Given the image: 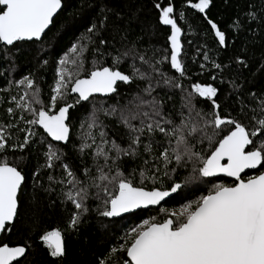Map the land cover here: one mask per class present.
<instances>
[{"label": "trees", "instance_id": "obj_1", "mask_svg": "<svg viewBox=\"0 0 264 264\" xmlns=\"http://www.w3.org/2000/svg\"><path fill=\"white\" fill-rule=\"evenodd\" d=\"M61 1L63 9L42 41L19 42L10 48L0 43V131L7 141L0 151V162L7 160L25 177L15 222L6 227L10 231L3 232L0 245L26 248L25 257L15 264H130L126 249L145 220L161 223L175 219L172 213L195 204L216 185H234L225 177L201 176L198 160L177 163L171 151L165 160L162 153L171 149L175 138L160 132L156 122L169 131L179 126L190 115L186 107L189 93L195 109L210 120L216 111L212 100L192 91V85L199 83L217 89L214 100L221 117L234 119L249 131L259 127L256 121L264 118V0H211L204 13L190 7L189 0ZM157 3L174 8L172 16L181 28L183 76L171 67V26L160 22ZM209 21L225 33L223 45ZM73 46H78L75 54L71 52ZM65 59L62 65L60 61ZM102 67L131 76V83L119 84L111 97L77 103L79 98L71 96L75 79L87 78L92 70ZM62 71L68 87L52 106ZM26 78L34 82L31 89ZM149 86L151 91H145ZM34 92L41 103L33 107L43 106L50 114L66 104L74 105L69 114L67 145L52 142L38 125L28 123L35 116L18 103L22 98L31 99ZM191 116L195 118V111ZM148 124L153 125L152 131ZM233 127H208L211 142L197 132L188 137L189 143L194 152L206 158ZM29 131L33 135L28 136ZM136 137L138 143L134 142ZM253 141L246 151L264 142V131ZM113 143L130 150L129 154L118 157ZM85 144L91 147H83ZM49 145L60 157L51 168L47 167ZM98 148L108 154V166L103 171L110 176L119 171L122 179L148 191L170 190L176 184L182 187L159 208L110 220L101 213L107 210L105 201L116 194L117 185L105 182L98 188L90 182L105 165L104 157L96 155ZM64 165L79 182L75 187L68 183ZM261 173L264 166L248 172L244 180ZM105 184L107 193L102 190ZM78 188L87 189L83 200L86 212L77 210L67 199L66 194ZM78 212L79 222L72 227L71 219ZM57 228L62 232L65 252L53 257L41 236Z\"/></svg>", "mask_w": 264, "mask_h": 264}, {"label": "snow or ice", "instance_id": "obj_2", "mask_svg": "<svg viewBox=\"0 0 264 264\" xmlns=\"http://www.w3.org/2000/svg\"><path fill=\"white\" fill-rule=\"evenodd\" d=\"M210 3L211 0H198L196 3L189 0L190 7L201 13L205 12ZM60 7L61 0H0V43L13 45L18 41L40 39ZM155 7L160 11V22L171 26L169 37L171 67L183 76L184 66L179 59L182 50L181 28L172 16L174 8L171 4L161 7L160 3H157ZM209 23L219 43L223 45L226 39L225 33L214 22L209 21ZM71 52L77 53L78 46H73ZM140 59L144 58L141 56ZM205 59H207L206 56ZM116 61L119 62V57ZM76 62L73 61V63ZM60 63L65 64L66 59L61 60ZM80 64L82 67V61ZM215 67L219 68L220 65L217 64ZM135 71L141 79H144L139 69ZM131 80V76L119 70L110 67L96 68L87 78L75 79L71 92L78 94V103L81 100L87 101L94 93L115 92L118 81L130 83ZM20 83L24 84L25 81L22 80ZM26 83L27 88L33 87L32 80L26 78ZM67 87L68 82L62 71L54 89L56 95L51 98L52 106H55L57 97L63 98L62 89ZM145 91L150 92L151 86ZM192 91L199 97L212 100L216 111L213 112L210 120L204 119L191 103V93H189L186 107L189 108L190 115L179 126L169 131L156 122V128L160 132L175 138L171 149H165L162 156L165 160H169V151H171L177 163L184 159L198 160L202 164L199 168L201 176L212 177L224 174L235 178L236 183L232 186L216 185L213 191L201 197L195 204H188L179 213H172L171 216L175 219L169 218L161 223L145 220L146 227L136 234L130 247L126 249L130 264H264V173L247 180L241 177L245 170L264 166V142L246 151L249 145L254 144L253 137L264 131V118L256 121L259 127L249 131L238 121L219 115L220 106L214 100L217 94L216 88L197 83L192 85ZM24 97H29L27 91ZM40 103L38 94L34 92L31 99L22 98L18 106L26 107L35 116V119L28 121L29 124L39 125L55 141L67 142L70 128L66 121L69 109L74 105L66 104L55 114H50L43 106L39 109L33 107L34 104ZM11 111L12 109H9V112ZM193 111L196 114L195 118L191 116ZM125 123H127L126 120ZM225 124L234 127L219 140L218 146L209 156L205 158L193 151V145L188 139L190 135L202 132L211 142L213 137L208 136L207 128L212 127L218 130ZM147 128L152 131L153 125L148 124ZM31 135L33 133L29 131L28 136ZM134 142L138 143L139 137H136ZM27 143L26 137L25 145ZM6 144V137L3 131H0V151L5 149ZM83 147H91V145L85 144ZM112 148L117 152L118 157L121 154H129L130 151L119 148L115 143L112 144ZM46 155L49 168L53 166L54 160L60 158L51 145ZM96 155L104 157L105 165L100 167V175L95 179L90 178V182L98 188L105 182L117 185L116 194L105 201L108 208L101 213L103 216H119L134 209L157 205L169 195L168 191H146L142 187H134L129 180L121 178L123 174L119 171L115 176L104 173L103 168L108 166V154L103 148H98ZM63 167L70 178L68 183L75 187L79 182L76 181L74 173L68 169L67 165ZM24 179L21 171L10 165L7 160L0 162V233L10 231L6 225L13 222L17 215L18 192ZM107 184L102 189L105 193L109 191ZM179 187V184L175 185L172 191L175 192ZM86 194V188H78L75 192L69 191L66 195L77 210L86 212L87 209L83 204ZM79 219L78 212L71 219V226L75 227ZM41 240L51 250L50 254L53 257L64 255V239L60 229L47 231L41 236ZM25 252L26 249L22 246L10 247L8 244H2L0 245V264H13V261L22 257Z\"/></svg>", "mask_w": 264, "mask_h": 264}, {"label": "water", "instance_id": "obj_3", "mask_svg": "<svg viewBox=\"0 0 264 264\" xmlns=\"http://www.w3.org/2000/svg\"><path fill=\"white\" fill-rule=\"evenodd\" d=\"M62 9H63V2L61 1V7H60V9L57 11V13L53 16V19H52V22H51V24L49 25V27L45 30V32L41 35V37H40V39H32V40H24V41H18V42H15L13 45H5V44H3V43H1L2 45H4V46H6V47H13L15 44H17V43H19V42H28V43H31V42H40V41H42V39L44 38V35L48 32V30L52 27V24H53V21H54V19L60 14V12L62 11ZM195 10H197V9H195ZM198 11V10H197ZM180 42H181V35H180ZM180 59V58H179ZM178 74L179 75H181L179 72H178ZM131 83V82H130ZM130 83H125V82H122V81H118L117 83H116V85H115V88H117V86L119 85V84H126V85H129ZM114 93L115 92H112V93H110V94H100V93H94L91 97H89V99L87 100V101H89L91 98H93V97H102V98H107V97H111V96H113L114 95ZM71 96H73V97H78L79 98V96H78V94L77 93H72L71 92ZM87 101H83V100H81V102H87ZM70 111H71V108L69 109V112H68V119H67V121H66V123L68 124V122H69V114H70ZM58 112V111H57ZM38 127L47 135V133L44 131V129L42 128V127H40L39 125H38ZM70 128V127H69ZM70 135H71V129H70V132H69V138H68V141L67 142H62V141H55V140H53L50 136H48L49 138H50V140L52 141V142H54V143H58V144H62V145H67L68 144V142H69V139H70ZM251 170H255V169H248V170H245V172H247V171H251ZM244 172V173H245ZM244 173H242L241 174V177H242V175L244 174ZM216 176H222V177H227V178H230V179H232V180H235V178H232V177H228V176H226V175H224V174H218V175H216ZM25 180V179H24ZM23 184H24V182L22 183V185H21V187L23 186ZM177 185V184H176ZM180 185V184H179ZM175 186V185H174ZM173 186V187H174ZM172 187V188H173ZM181 187H182V185H180V187L175 191V192H173L172 191V188L170 189V190H160V189H155V190H160V191H168L169 192V195L167 196V197H165L159 204H157V205H149V206H147V207H141V208H138V209H134V210H132V211H130V212H127V213H122L121 215H119V216H114V217H107L108 219H110V220H114V219H121V218H124V217H127V216H129V215H131V214H134V213H136V212H139V211H146V210H149V209H156V208H159L162 204H164L165 202H167L168 200H170L171 198H173L178 192H179V190L181 189ZM21 189V188H20ZM146 191H148V190H146ZM19 193H20V190H19V192H18V197H19ZM18 209H19V202H18ZM18 209H17V212H18ZM17 216V215H16ZM15 219H16V217H15ZM15 219H14V221L13 222H11L10 224H8V225H13L14 224V222H15ZM8 225H6V227L8 226ZM2 234L3 233H0V237L2 236ZM23 247V246H22ZM25 248V247H24ZM26 249V248H25ZM26 252H27V250H26ZM26 252H25V254L22 256V257H19L16 261H13V264H15V263H17V262H19V261H21L24 257H25V255H26ZM128 259L130 260V258L128 257Z\"/></svg>", "mask_w": 264, "mask_h": 264}, {"label": "flooded vegetation", "instance_id": "obj_4", "mask_svg": "<svg viewBox=\"0 0 264 264\" xmlns=\"http://www.w3.org/2000/svg\"><path fill=\"white\" fill-rule=\"evenodd\" d=\"M256 169H257V168H256ZM256 169H255V170H256ZM251 171H254V170H251ZM248 172H250V171H247V172H245V173L242 175V179H244L245 175H246ZM216 177H222V176H216ZM251 177H253V175H252ZM251 177H249V178H251ZM225 178H227V177H225ZM249 178H247V179H249ZM228 179L236 183L235 180H232V179H230V178H228ZM247 179H246V180H247ZM235 183H234V184H235Z\"/></svg>", "mask_w": 264, "mask_h": 264}, {"label": "rangeland", "instance_id": "obj_5", "mask_svg": "<svg viewBox=\"0 0 264 264\" xmlns=\"http://www.w3.org/2000/svg\"><path fill=\"white\" fill-rule=\"evenodd\" d=\"M55 95H56V93H55ZM143 227H146V225L143 224V225L139 228V231L142 230ZM139 231H138V232H139Z\"/></svg>", "mask_w": 264, "mask_h": 264}]
</instances>
